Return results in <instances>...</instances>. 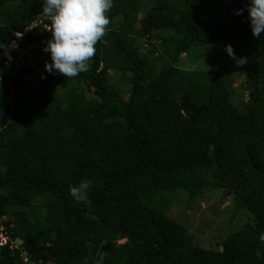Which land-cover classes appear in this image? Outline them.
Listing matches in <instances>:
<instances>
[{
  "label": "trees",
  "instance_id": "16d2710c",
  "mask_svg": "<svg viewBox=\"0 0 264 264\" xmlns=\"http://www.w3.org/2000/svg\"><path fill=\"white\" fill-rule=\"evenodd\" d=\"M247 3L114 0L88 72L39 83L0 63V229L22 241L0 246V264H264V33ZM41 13L42 0H0V45L40 16L49 25ZM201 44L247 58L246 103L231 76L177 65ZM84 179L91 207L70 194ZM177 190L193 202L221 190L252 221L201 247L168 202L154 205Z\"/></svg>",
  "mask_w": 264,
  "mask_h": 264
},
{
  "label": "clouds",
  "instance_id": "9594fccd",
  "mask_svg": "<svg viewBox=\"0 0 264 264\" xmlns=\"http://www.w3.org/2000/svg\"><path fill=\"white\" fill-rule=\"evenodd\" d=\"M113 6L114 0H42L41 14L49 21L46 30L51 33L43 49L51 57V62L45 63L46 71L69 79L88 72L96 45L107 35L111 22L108 13ZM246 8L253 36L260 38L264 33V0H248ZM243 12V8L236 10L237 15ZM225 50L239 65L246 63V57H236L232 45H227ZM91 187L92 182L84 179L70 186V194L78 204L91 207ZM259 239L264 242V233ZM104 259V254H99L96 264H103Z\"/></svg>",
  "mask_w": 264,
  "mask_h": 264
},
{
  "label": "rangeland",
  "instance_id": "374dc122",
  "mask_svg": "<svg viewBox=\"0 0 264 264\" xmlns=\"http://www.w3.org/2000/svg\"><path fill=\"white\" fill-rule=\"evenodd\" d=\"M137 44L141 46L140 51L143 53L152 48L150 42L147 43L146 40L141 38H138ZM234 52L237 58H241L237 51L234 50ZM156 56L158 57L157 54ZM177 65L186 70L218 71L231 76L235 80L233 87L245 93L242 102H247L246 75L242 70V65H239L236 60L229 57L225 48L218 51L215 49V46L208 47L201 44L191 53L183 54L179 58ZM17 73V76L25 77L28 81L32 82L30 74ZM119 77V74L112 72L110 82L115 89L121 91L122 95L126 97L129 93V87L122 84ZM38 90L39 85L34 83L32 91L35 93ZM232 99L234 104L242 109L243 105L240 104L237 95L233 96ZM111 125H114V123L108 124V126ZM209 191V193L194 202L190 200L189 194L184 190L161 193L156 196L154 205L160 206L162 203L168 202L170 204L168 215L185 226L189 233L195 237L197 244L208 249L220 248L219 245L226 236L238 231L246 223L251 222L252 217L247 210H240L237 214L233 215L231 209H229L231 206V203L228 201L229 197L221 196V190ZM125 241L123 239L119 243L122 244ZM19 244L20 241L17 240L15 245L18 246Z\"/></svg>",
  "mask_w": 264,
  "mask_h": 264
},
{
  "label": "built area",
  "instance_id": "2783aa9c",
  "mask_svg": "<svg viewBox=\"0 0 264 264\" xmlns=\"http://www.w3.org/2000/svg\"><path fill=\"white\" fill-rule=\"evenodd\" d=\"M47 27L48 24L40 16L23 31L14 32V38L10 42L0 45V63L6 62L15 67L17 71L30 74L32 79L34 78L39 83H48L51 78H55L59 73H48L45 69V63L51 62L50 53L43 51L47 40L51 38V35L45 33L48 32ZM38 34H44V37L32 42L28 41V36L37 38ZM16 242L17 240H11L6 229L1 227L0 246L10 244L11 249L21 250L22 241L18 246L15 245ZM22 258L27 261L26 254H22Z\"/></svg>",
  "mask_w": 264,
  "mask_h": 264
}]
</instances>
